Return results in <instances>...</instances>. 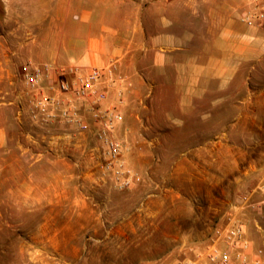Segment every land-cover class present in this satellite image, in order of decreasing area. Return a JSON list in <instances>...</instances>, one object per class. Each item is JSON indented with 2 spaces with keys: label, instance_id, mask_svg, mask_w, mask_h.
I'll list each match as a JSON object with an SVG mask.
<instances>
[{
  "label": "rangeland",
  "instance_id": "obj_1",
  "mask_svg": "<svg viewBox=\"0 0 264 264\" xmlns=\"http://www.w3.org/2000/svg\"><path fill=\"white\" fill-rule=\"evenodd\" d=\"M54 1L0 0V264L195 257L213 241L229 203L264 174V30L240 20L249 0H226L225 14L218 0H155L145 15L147 23L186 20L191 29L178 26L174 48L143 77L115 61L127 89L112 135L139 178L125 189L102 171L92 133L72 137L71 127L34 123L26 112L31 93L20 67L49 62L37 58L46 47L32 42L41 26L34 9ZM232 4L241 7L230 13ZM240 219L252 254L264 262V205Z\"/></svg>",
  "mask_w": 264,
  "mask_h": 264
},
{
  "label": "built area",
  "instance_id": "obj_2",
  "mask_svg": "<svg viewBox=\"0 0 264 264\" xmlns=\"http://www.w3.org/2000/svg\"><path fill=\"white\" fill-rule=\"evenodd\" d=\"M240 20L249 27L264 30V0H249V8ZM19 72L31 93L26 112L32 122L69 126L74 129L72 137L92 133L100 145L102 171L113 179L115 186L125 189L139 180L121 161L122 145L112 135L122 120L120 106L127 89L117 75L115 61L85 66L76 62L29 60L21 65ZM109 88L116 90L117 98L112 104L103 106L111 99ZM258 194L262 198L255 203L251 201ZM255 205H264V174L250 192L229 203L225 219L213 228V241L195 257L179 264H264L252 254L240 219L246 208Z\"/></svg>",
  "mask_w": 264,
  "mask_h": 264
},
{
  "label": "crops",
  "instance_id": "obj_3",
  "mask_svg": "<svg viewBox=\"0 0 264 264\" xmlns=\"http://www.w3.org/2000/svg\"><path fill=\"white\" fill-rule=\"evenodd\" d=\"M174 2L170 0L166 4L171 6ZM218 3L223 14L229 13L226 0H218ZM154 4H158L157 1L152 0L149 4H145V0L45 2L39 11L34 9V13L41 15V26H36L30 33L33 43L46 47V51L39 53L37 58L85 66L116 61L119 68L130 76L134 73L140 76L144 72L148 74L155 64L164 62L166 53L174 48L173 44L178 41V26L191 29L186 20L178 23L174 19L164 23L161 19H154L147 23L145 15L155 10ZM240 7L232 4L230 13ZM226 21L223 17L218 30L224 31L228 24ZM218 42L223 46L226 43L222 37H218ZM105 85L103 82L102 86ZM109 91L111 99L103 106L113 103L114 88H109ZM197 108L199 103H191L189 107ZM75 145H80L78 140Z\"/></svg>",
  "mask_w": 264,
  "mask_h": 264
}]
</instances>
